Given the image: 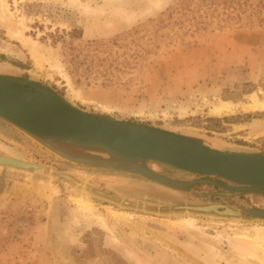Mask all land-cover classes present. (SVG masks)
<instances>
[{"label":"rangeland","instance_id":"rangeland-1","mask_svg":"<svg viewBox=\"0 0 264 264\" xmlns=\"http://www.w3.org/2000/svg\"><path fill=\"white\" fill-rule=\"evenodd\" d=\"M232 32L261 35L252 63L230 53ZM0 73L46 83L94 114L220 150L264 152V111L237 105L228 115L209 113L220 101L246 103L252 93L264 99V0H0ZM17 134L23 144L0 134L1 153L134 202L152 195L197 202L133 176L57 164L51 152ZM77 197L88 199L95 214L122 217L99 223L77 207ZM239 201L264 209V197ZM188 216L199 234L173 227ZM243 232L248 237L238 236ZM0 264H264V222L153 214L55 176L0 168Z\"/></svg>","mask_w":264,"mask_h":264},{"label":"water","instance_id":"water-1","mask_svg":"<svg viewBox=\"0 0 264 264\" xmlns=\"http://www.w3.org/2000/svg\"><path fill=\"white\" fill-rule=\"evenodd\" d=\"M17 132L51 152L57 164L133 176L197 202L156 195L145 197L146 203L134 202L1 152L0 168L55 176L114 204L153 214L264 222V209L239 201L247 196L264 197V152L220 150L142 122L94 114L46 83L0 73V134L23 144ZM152 165L189 178L169 176ZM200 185L212 190L198 192L195 188Z\"/></svg>","mask_w":264,"mask_h":264},{"label":"bare ground","instance_id":"bare-ground-1","mask_svg":"<svg viewBox=\"0 0 264 264\" xmlns=\"http://www.w3.org/2000/svg\"><path fill=\"white\" fill-rule=\"evenodd\" d=\"M24 44H26V43H24ZM29 51H30L32 58L36 62L39 63L40 57H39L36 49L29 45ZM63 78L66 81V83L69 85L68 78L65 75H63ZM72 93L77 95V92H75L73 90H72ZM237 105L240 106V108L244 111H254V110L264 111V99H260L254 93H252V94L248 95V102H246V103L235 104V103H232L229 101H220V102H218V103H216L210 107L209 113L212 116L221 117V116L228 115V114L232 113ZM74 202L81 211L88 213V216L94 217L97 222L102 223L104 225L107 224L108 218L117 221V220H119V218L122 217V215L118 214L117 212H115L113 210L109 211L107 215H103L101 213L95 214L94 213V207L92 206L90 201L86 198L83 199V198L77 197L74 199ZM195 221L196 220L194 218L189 217V216L188 217H181V218H178L175 222H173L174 226L173 225L172 226L173 227L176 226L178 228L188 230V232L192 231V230L193 231L195 230L198 232L199 228L195 225ZM198 234H199V232H198ZM200 234L203 235L204 233H200ZM238 236L248 237V234L243 232V233H240V235L238 234Z\"/></svg>","mask_w":264,"mask_h":264},{"label":"crops","instance_id":"crops-1","mask_svg":"<svg viewBox=\"0 0 264 264\" xmlns=\"http://www.w3.org/2000/svg\"><path fill=\"white\" fill-rule=\"evenodd\" d=\"M227 36L229 38L228 48H230V53L234 52L236 54V57L243 62H246L248 60V63H252L254 61L256 51L259 50L260 47L261 49L263 47V44H261V42H254L260 39L261 35L258 33L232 32ZM257 64L260 65V62H258Z\"/></svg>","mask_w":264,"mask_h":264}]
</instances>
